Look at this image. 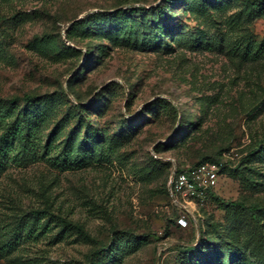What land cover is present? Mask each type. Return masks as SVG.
<instances>
[{
	"label": "rangeland",
	"instance_id": "obj_1",
	"mask_svg": "<svg viewBox=\"0 0 264 264\" xmlns=\"http://www.w3.org/2000/svg\"><path fill=\"white\" fill-rule=\"evenodd\" d=\"M25 93L81 162L0 168V264H264V0H0V98ZM201 160L177 226L167 174Z\"/></svg>",
	"mask_w": 264,
	"mask_h": 264
},
{
	"label": "trees",
	"instance_id": "obj_2",
	"mask_svg": "<svg viewBox=\"0 0 264 264\" xmlns=\"http://www.w3.org/2000/svg\"><path fill=\"white\" fill-rule=\"evenodd\" d=\"M77 23L78 22H76V24ZM40 101L41 98L38 95H29L27 93L23 94L22 96L0 98V168L6 165L10 160L19 164L22 163L27 148H33L36 145H40L42 149L39 157H43L48 161H51L52 164H57L61 167H64L67 165H74L76 162H79L78 160L74 161L71 158L72 138H65L60 144V148L57 149L59 142H56L55 140L58 134V130L63 124L62 120L56 121L46 135L45 140H42L40 125L47 117V113L35 112L36 110L41 109ZM18 104H21V106L18 107ZM31 110L34 111V113H32ZM16 146H18V148L15 150ZM31 151V154L35 155V150L31 149ZM51 152L53 154H51ZM74 157H79V154H74ZM207 161L212 162L213 160H201L189 165L176 166L175 170L176 172L184 171ZM170 173L171 169L169 170L166 177V194L177 211V226L187 227L188 224L192 223L193 219L189 215H187L185 211H183L180 207H178L171 201L167 190V181ZM211 191L212 189L209 190L208 193H210ZM34 213L39 216H41L40 214L46 215L47 218L45 222L50 221L52 218L51 215L49 213L47 214L45 210H35ZM181 215H184L187 221L185 226L180 225L177 221V219ZM44 227L45 226H43V228ZM43 228H41L42 232ZM206 233L207 232L201 231L199 245L193 250L195 251V253L205 248L206 243H210L211 238L209 236H206ZM230 245L232 244H227L222 249H230ZM220 251L216 252V255L221 256V253H223L224 251ZM220 261H223L221 257Z\"/></svg>",
	"mask_w": 264,
	"mask_h": 264
},
{
	"label": "built area",
	"instance_id": "obj_3",
	"mask_svg": "<svg viewBox=\"0 0 264 264\" xmlns=\"http://www.w3.org/2000/svg\"><path fill=\"white\" fill-rule=\"evenodd\" d=\"M220 167L215 162H203L187 170L170 173L167 181V190L171 201L180 207L193 219L192 210L198 203H202L217 183ZM185 226L187 221L184 215L177 219Z\"/></svg>",
	"mask_w": 264,
	"mask_h": 264
},
{
	"label": "water",
	"instance_id": "obj_4",
	"mask_svg": "<svg viewBox=\"0 0 264 264\" xmlns=\"http://www.w3.org/2000/svg\"><path fill=\"white\" fill-rule=\"evenodd\" d=\"M175 171V167L172 169V173Z\"/></svg>",
	"mask_w": 264,
	"mask_h": 264
}]
</instances>
